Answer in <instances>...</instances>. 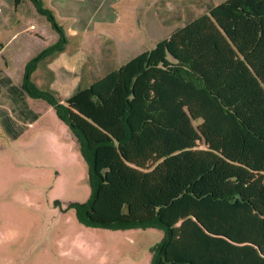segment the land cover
Masks as SVG:
<instances>
[{"label":"trees","instance_id":"16d2710c","mask_svg":"<svg viewBox=\"0 0 264 264\" xmlns=\"http://www.w3.org/2000/svg\"><path fill=\"white\" fill-rule=\"evenodd\" d=\"M29 1L59 39L26 64L20 86L0 59V124L17 139L41 117L33 99L70 127L89 171L88 201L71 204L77 220L91 228L162 230L151 262L161 264L173 233L163 214L192 196L200 205H226L218 206L222 215L245 211L246 237L257 243L256 214L264 216V0H206L204 13L178 18V26L164 22L173 28L169 36L120 67L107 39L101 57L89 58L92 83L63 101L32 75L65 51L66 33L42 0ZM181 5L191 12L189 0Z\"/></svg>","mask_w":264,"mask_h":264},{"label":"rangeland","instance_id":"374dc122","mask_svg":"<svg viewBox=\"0 0 264 264\" xmlns=\"http://www.w3.org/2000/svg\"><path fill=\"white\" fill-rule=\"evenodd\" d=\"M158 1L127 0L116 8L122 20L118 26L110 24V36L119 46V66L167 38L172 27L164 22L178 26V18L184 22L205 11L206 0H189L190 13L181 5L188 0H172L166 6ZM57 40L50 23L29 0L16 7L14 1L0 0V44L4 46L0 59L8 63V73L17 84L23 82L26 64ZM90 43L91 39L86 44L89 53ZM77 47V40L71 39L68 52ZM60 55L49 57L50 61ZM49 58L41 61L43 70ZM43 102L30 99L41 117L26 125L17 139L8 137L0 124V264H151L152 250L164 237L162 230L91 228L77 220L71 204L88 201V166L70 127ZM3 105L9 110L8 104ZM202 206L212 208L213 233L198 228L188 233L189 263L261 264L254 237H246L245 211L222 215L219 202ZM222 237L237 241L223 245L226 251L218 254ZM213 240L217 245L211 244ZM211 256L215 259H208Z\"/></svg>","mask_w":264,"mask_h":264},{"label":"crops","instance_id":"0c3cea01","mask_svg":"<svg viewBox=\"0 0 264 264\" xmlns=\"http://www.w3.org/2000/svg\"><path fill=\"white\" fill-rule=\"evenodd\" d=\"M42 1L47 8L53 11L58 24L64 29L66 33L68 43L65 51L61 53L60 56L56 57L53 61H50L49 58L46 70H43L41 66L42 63H39L36 71L32 75V80L40 89L51 90L55 92L58 99L63 101L71 95V93L79 84L82 85L83 88H86L84 83L87 84V87L92 83V71L89 58L92 56L94 60H97L101 57L104 49H106L104 44L107 39H110L114 42V56L117 61V66L120 67L118 62L119 46L117 41H115V39L110 36L112 32L110 29L113 26H118V24L121 23L122 18L116 11V8L120 4L127 2V0ZM132 9L138 12V9L136 10V6L133 5ZM111 23L113 26L110 25ZM54 32L56 35H58L55 30ZM71 39L77 40L79 47L75 48L70 53L68 52V48L71 45ZM90 39L91 52L89 53L87 51L88 49L86 44L90 41ZM8 67V65L4 67L7 73ZM10 77L13 79L11 75ZM14 83L17 86H20L15 81ZM37 102H39V100H37ZM43 103L46 102L44 101ZM31 108H33L32 105ZM33 109L38 112L35 108ZM200 203L201 202L194 199L192 196H186L173 205L171 209L167 210V212L165 211V214H163L164 220L171 225L173 233L171 241L167 247L166 260L161 264H176L175 262L180 263L187 259H191L187 255V251L190 249L188 246L190 245V243H188V233H191L193 230H195V228L205 229L206 232L210 231L213 233V231L210 230L212 229V226L209 225V214L205 213V209H208L209 207H200ZM189 217L192 219L187 221V218ZM263 223L264 216L260 217L256 214V240L258 244H260V242L264 244ZM199 232L200 231H197L196 234H199ZM202 236L203 238H206V235ZM232 239L233 241H237L235 238ZM232 239L231 237H222L218 240L220 245V250L217 249L218 254L226 251V248L222 249V246L230 243ZM211 244L217 245L215 240H213ZM260 254L262 256L261 264H264V253L261 251V249ZM208 259L213 260L215 257L211 256ZM225 260L228 262V259ZM201 264L217 263L203 262Z\"/></svg>","mask_w":264,"mask_h":264}]
</instances>
